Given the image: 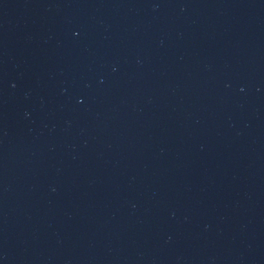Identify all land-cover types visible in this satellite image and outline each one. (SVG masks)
Masks as SVG:
<instances>
[{
    "label": "water",
    "instance_id": "water-1",
    "mask_svg": "<svg viewBox=\"0 0 264 264\" xmlns=\"http://www.w3.org/2000/svg\"><path fill=\"white\" fill-rule=\"evenodd\" d=\"M261 104L264 0H0V170Z\"/></svg>",
    "mask_w": 264,
    "mask_h": 264
}]
</instances>
